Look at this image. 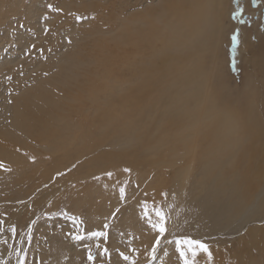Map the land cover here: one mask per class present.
<instances>
[{
  "label": "rangeland",
  "instance_id": "1",
  "mask_svg": "<svg viewBox=\"0 0 264 264\" xmlns=\"http://www.w3.org/2000/svg\"><path fill=\"white\" fill-rule=\"evenodd\" d=\"M219 4L206 65L224 77L222 94L242 116L249 141L233 163L243 156L240 183L257 192L264 187V0H240V17L233 15L234 0ZM192 9L191 0H0V261L16 264V247L26 250V264H89L88 249L96 256L93 264H129L121 252L136 264H181L176 241L193 239L212 253L211 261L201 253L196 264H264V220L221 232L211 207L191 194L207 144L198 143L175 168L168 166L171 148L138 155L155 144L159 127L166 129L152 98L170 89L166 56L140 62L161 47L157 36L169 11ZM233 35L240 41L235 52ZM181 61L173 64L174 73ZM138 78L151 94H138ZM18 105L24 110L21 127L14 124ZM182 127L177 123L170 134ZM223 172L235 178L233 166ZM94 177H109L120 191L108 222L98 217L110 207L98 199ZM173 190L175 202L169 198ZM232 205L241 207L235 198L216 207ZM161 209L166 233L152 259L159 234L150 222H158L155 211ZM93 231L107 235L94 239ZM74 234L85 239L76 241ZM105 247L109 255L101 256Z\"/></svg>",
  "mask_w": 264,
  "mask_h": 264
},
{
  "label": "bare ground",
  "instance_id": "2",
  "mask_svg": "<svg viewBox=\"0 0 264 264\" xmlns=\"http://www.w3.org/2000/svg\"><path fill=\"white\" fill-rule=\"evenodd\" d=\"M191 2L193 9L188 13L183 10L169 11V16L157 36L161 47L155 45L153 52L140 62L151 64L155 58L166 56L170 89L161 92L159 100L154 101L152 98V106L166 119L162 122L166 129L161 132L159 127L157 129L159 135L154 136L155 144L144 148L138 155L157 156L159 151L171 148L170 156L174 161L168 166L175 168L183 157L190 155L191 151L197 148L198 143L207 144L208 147L201 155L199 173L193 178L191 194L196 201L211 207L212 222L220 220L221 232L238 228L243 230L244 224L249 225L264 220V187L254 192L252 188L244 189L240 183L246 171V162L242 155L238 156L239 160L235 163L233 159L241 151L242 145L248 143L249 135L245 132L241 114L234 107V100L222 94L223 85L226 83L224 77L215 74L214 71L211 73L206 65L209 47L219 28V0H191ZM251 12L254 14L256 11ZM243 28L247 27L241 29ZM253 49L251 48L252 51ZM181 59L180 71L174 73L173 64ZM137 83L138 94L152 93V88L144 80L138 78ZM23 111V107L18 105L14 118V124L18 127L24 124L20 114ZM179 122H183V127L171 135L170 129ZM76 138L77 135H73L72 141ZM259 142L264 151V135L259 138ZM117 147L116 143L112 148ZM231 150L233 154H230ZM122 152L131 158L136 154L129 148H125ZM228 165L233 166L235 178L224 174L223 169ZM178 173H182L181 170ZM128 176L129 174L123 175L125 178ZM116 178L112 177L113 180ZM110 180L109 177H94L91 180L100 202L110 207H106L104 212H99L98 217L105 222L109 221L115 211L111 208L120 204V191ZM135 182L136 185L131 186V194L141 184L140 179ZM246 183L248 182H243ZM155 188L158 190L159 185ZM160 192L163 193L162 190ZM174 193L175 190L169 194V198L175 202L179 196ZM232 198H235L241 207L232 205L222 210L216 207L221 204L226 206ZM157 201L166 200L158 197ZM87 217L90 219L89 216Z\"/></svg>",
  "mask_w": 264,
  "mask_h": 264
},
{
  "label": "snow or ice",
  "instance_id": "3",
  "mask_svg": "<svg viewBox=\"0 0 264 264\" xmlns=\"http://www.w3.org/2000/svg\"><path fill=\"white\" fill-rule=\"evenodd\" d=\"M234 2L238 5L237 8L235 9L233 15L235 17H240L241 14L243 13L244 9L242 7L239 6L240 4V0H234ZM252 3L255 4H259V0H252ZM49 10H51V5H49ZM232 40V45H233V51H236L237 46L239 45L240 41L238 39L237 35H233L231 37ZM237 73L239 71V69H236ZM130 171V170H127ZM165 197L167 196V194H164ZM117 211H119L117 209ZM147 215V214H146ZM155 216L158 218V222L157 223H151V228L154 229L159 235L156 238L155 241V245L152 247L151 250V258L155 259V253H156V248L159 246V244L161 243V238H163L165 236L166 233V217L165 214L163 212V210H157L155 211ZM74 222H75V218H74ZM0 223H2V221H0ZM82 223V221H81ZM104 228L107 229L108 225L105 224ZM11 233L13 237H16L17 234V230L15 227H13L11 229ZM28 241H31L32 236H31V228H29L28 230ZM92 238L94 239H103L106 237L107 233L106 231H93L89 234ZM72 239L76 240V241H82L85 239V234H74L72 236ZM176 245H177V251L179 253V258L181 261V264H196V258L201 254H205L208 257V260L211 261L212 260V253L209 249V245L207 243H204L200 240H193V239H184V240H177L176 241ZM186 249L185 250V247ZM97 248L100 247L99 244L96 245ZM131 251H135V249H132ZM11 252L15 254L16 256V264H26V260H27V252L25 249L22 248H16V247H12L11 248ZM100 255L101 256H108L109 255V250L107 247L103 248L100 251ZM121 258L124 261L129 262V264H136L135 260H130V257L128 255H125L123 252L120 253ZM87 260L89 261V264H93V262L96 260V256L94 255L93 251L91 249H88L87 251ZM0 264H8L7 261H0Z\"/></svg>",
  "mask_w": 264,
  "mask_h": 264
}]
</instances>
